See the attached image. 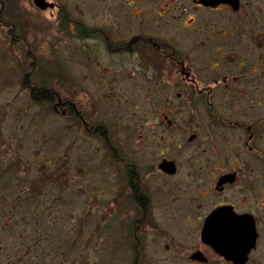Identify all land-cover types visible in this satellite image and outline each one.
<instances>
[{
    "label": "flooded vegetation",
    "instance_id": "af4514ba",
    "mask_svg": "<svg viewBox=\"0 0 264 264\" xmlns=\"http://www.w3.org/2000/svg\"><path fill=\"white\" fill-rule=\"evenodd\" d=\"M49 1L55 5L34 8L67 23L72 83L93 82L103 92L88 112L79 94L71 100L55 92L50 104L68 113L85 140L80 146H91L100 166L111 168V188L87 180L86 207L97 191L92 210L135 212L129 222L121 218L119 228L128 249L125 238L133 234L137 259L145 226L157 231L169 218L184 227L171 246L178 254L192 251L186 264H235L212 245L213 232H206L210 214L219 211L212 226L228 223L232 245H238L240 229V241L252 246L247 259L236 263L264 264V0H91L73 11L65 2ZM33 53L41 57L37 47ZM140 80L148 81L147 89ZM21 84L32 99L29 80ZM41 87L35 96L47 111L50 99ZM1 106L0 264L28 263L30 237L37 239L33 247L42 243L49 263L52 253L60 254V212L48 132L30 137L36 145L31 149L42 147L46 155L20 160L4 146L8 124ZM165 161L176 165L175 173L164 168ZM105 190H114L112 202ZM194 232L197 240L190 239ZM216 239L224 242L219 234Z\"/></svg>",
    "mask_w": 264,
    "mask_h": 264
},
{
    "label": "rangeland",
    "instance_id": "374dc122",
    "mask_svg": "<svg viewBox=\"0 0 264 264\" xmlns=\"http://www.w3.org/2000/svg\"><path fill=\"white\" fill-rule=\"evenodd\" d=\"M57 1L60 4L65 2L68 9L73 11V9H76L74 7L80 8L83 1L90 2L91 0ZM100 1L104 2V0ZM34 5L33 0H19V7L14 10L19 17L21 16L20 20L24 25L27 23L25 43L21 42V44L15 45L14 38L7 35L9 28H6V26L0 27V102L5 107V109L2 108L1 118H4L5 123L8 124L5 126L6 131L3 132V139L5 140L4 146L8 150H11L20 160L26 161L39 156V154L43 157L46 155L45 149L42 147H38L37 152L31 149L36 145L33 144L30 137L35 135L36 138L40 135L38 132L41 133L42 130L48 132L47 138L50 143L48 152L51 149L53 161L50 169L54 171V179L57 180L55 200L58 201V211L60 212L57 243L60 246V254L54 255L52 253L51 261L49 263L44 262L45 255L41 252L42 243L33 247L32 244L37 239L36 237H30V248L29 251L25 252V255L29 257V262L26 264H55L54 260L56 258V261L61 262L58 264H186L185 262H188L187 260L192 251L187 250L178 254L171 246L175 245L176 241L180 239V237L175 239L173 235L176 236V233L183 232L182 229H184L171 219L168 218L159 222L160 229L157 231L148 225L145 226V231L141 232L142 237L146 240L141 245L144 247L145 254L142 258L136 259V263L131 248L128 249V246L125 247L123 243L121 236L124 237V234L119 228L120 219L129 222L135 212L113 211L112 208L108 209V207H95V209L93 207L92 210V202L96 200L95 195L101 193H97V191L91 195L89 207H86L87 201L85 202V199L88 198V191L90 190L87 180L94 183L104 182L105 186L111 188L112 185L108 182L111 179L112 171L109 164H106L107 167L100 166V161L95 158L94 149L91 146H80L79 142L84 143L85 140L77 132L76 127L73 126L74 123L68 113L63 114L59 110H44L41 105H38L35 101L33 102L29 91L27 92L21 84L24 74L34 67L29 66L30 64L27 63L24 66V51L28 52V55L32 54L36 45L41 56L49 57L51 55L58 62L60 59L67 62L70 53L67 35L69 30H58L59 20L51 16L50 10L41 11L40 13L34 8ZM148 23H151V20H148ZM53 44H56L55 47H53ZM51 51L54 52L53 55ZM34 57L31 56L32 59L30 60L32 61ZM67 67L69 69V65ZM147 82V80H140L138 84H142V87L147 89L145 85ZM94 84L93 82H87L82 83L79 87L77 86L78 94L81 97L79 103L87 112L97 107L98 101L101 99L100 95L103 94V92L96 90L98 86ZM57 86L56 84L57 93L60 94ZM131 86L133 88V85ZM127 91L130 92L129 94L127 92L129 97L132 94L131 88H128ZM8 105H10V108ZM27 145L30 147L28 148ZM82 150L84 151L83 156L88 160L86 164L83 163ZM5 154L7 155V153ZM92 155H94V158ZM38 162L36 168L42 165L40 161ZM66 179L71 180L68 188L63 186L65 181L67 182ZM157 189L160 191V188ZM105 191L106 193L103 192L110 196V192L113 195L114 190ZM168 196L172 198L175 193L171 192ZM182 196L184 197V195ZM112 200L114 199L110 196L109 201L112 202ZM71 210L74 211V214L68 219L67 214L69 215ZM205 210H210V208L206 206ZM192 234L190 239L197 240L195 238L196 233ZM70 235H72V238ZM169 236L174 238H169ZM91 239L94 249L87 250L89 248L88 241ZM87 256L90 257V261L86 263Z\"/></svg>",
    "mask_w": 264,
    "mask_h": 264
},
{
    "label": "trees",
    "instance_id": "16d2710c",
    "mask_svg": "<svg viewBox=\"0 0 264 264\" xmlns=\"http://www.w3.org/2000/svg\"><path fill=\"white\" fill-rule=\"evenodd\" d=\"M4 1V8H2L1 13H0V27H4L6 26V28L8 27V31H7V35L8 37H13L14 40L16 41L15 45H19L21 44V42L25 43L24 40L26 35H27V23H24L20 20V17L17 13H15L14 10H16L19 7V0H3ZM1 9V7H0ZM66 22L63 21L61 24H58V30H66ZM24 25V26H23ZM21 30V31H19ZM54 45V44H53ZM55 46V45H54ZM36 45L34 46L35 49ZM24 60H23V64L24 66H26L27 64L29 65V60L31 59V56H35L33 60H36V63L33 64V68L31 70H29V72L31 71V73H25L23 80H24V84H27V81L29 80V84L31 85V88L34 87V92L32 94V99L33 101H35L38 105H43V103H41L39 100H36V96L35 93L37 94L38 91H41L39 88H42L41 86H44V88H46V95L49 97L50 101H48V108L47 111H52V106L51 104V98H56L55 92H57V88H56V84H54L55 82V78L57 77V73H58V81L59 83L57 84L59 87V91L60 94H62L63 98L69 97L71 100H74V98L77 97L78 95V89H77V84H73L72 83V79H71V73L69 72L68 69V65H66L67 62H63L60 59V67L59 69H55L54 68V59L53 57L50 55L49 57L46 56H41L37 58V55L33 54H29L28 57L26 56L28 54V52L24 51ZM53 52L51 51V54ZM53 55V54H52ZM31 61V60H30ZM27 64H26V63ZM31 66V65H29ZM58 70V72H57ZM21 83H23V81H21ZM67 94V95H66ZM38 95V94H37ZM72 113V111H71ZM72 117H74L75 115H73V113L71 114ZM126 240L127 243L129 244L131 251L135 253L134 249L136 248V243L137 241L134 240L133 234L127 235L126 236ZM92 239L88 241V247L87 250L89 249H94L93 244L91 243ZM141 248V247H140ZM141 251V250H140ZM144 251H141L140 253V257L142 258V256L144 255ZM135 257V262L137 259V255H134ZM90 257L87 256L86 258V263L87 261H90L89 259ZM137 263V262H136ZM139 264V263H138Z\"/></svg>",
    "mask_w": 264,
    "mask_h": 264
},
{
    "label": "water",
    "instance_id": "95a60500",
    "mask_svg": "<svg viewBox=\"0 0 264 264\" xmlns=\"http://www.w3.org/2000/svg\"><path fill=\"white\" fill-rule=\"evenodd\" d=\"M34 3L35 5L40 8V10H45L47 8H51L55 5L54 2H49V0H34ZM165 169L168 170V172L170 173H175L176 171V165L173 163V162H170V161H165ZM219 214V211H213L211 214H210V217L208 218L207 220V223H206V232L207 231H210L213 232V237L215 238V243L212 242L213 246L215 248H217V251L222 255L224 256L225 258H227L228 260H231V261H235V264L236 263V258H243L244 260L247 259V253L250 251V249L252 248V246H250L249 244V241L248 239L240 241L241 239V230L240 229H237V239L239 240L238 242V245L237 246H234L231 244V241H232V237L230 236V238H228V235H229V227H231L228 223H224L222 224V226L220 225L219 228H215L212 226L211 224V221L212 220H215V218L217 217L216 215ZM246 230V229H245ZM215 232V234H214ZM247 234L249 233V229L246 230ZM216 234H219L221 237L224 238V242L223 240L221 242H218L217 239H216ZM193 258H196V257H199V253H196L192 256Z\"/></svg>",
    "mask_w": 264,
    "mask_h": 264
}]
</instances>
